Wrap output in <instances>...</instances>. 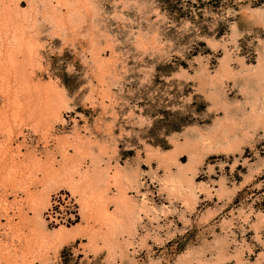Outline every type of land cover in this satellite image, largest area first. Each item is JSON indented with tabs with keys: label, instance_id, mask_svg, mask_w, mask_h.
Here are the masks:
<instances>
[{
	"label": "rangeland",
	"instance_id": "rangeland-1",
	"mask_svg": "<svg viewBox=\"0 0 264 264\" xmlns=\"http://www.w3.org/2000/svg\"><path fill=\"white\" fill-rule=\"evenodd\" d=\"M0 264H264V0H0Z\"/></svg>",
	"mask_w": 264,
	"mask_h": 264
}]
</instances>
